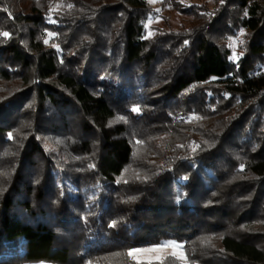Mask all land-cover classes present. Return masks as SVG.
Listing matches in <instances>:
<instances>
[{
  "label": "trees",
  "instance_id": "1",
  "mask_svg": "<svg viewBox=\"0 0 264 264\" xmlns=\"http://www.w3.org/2000/svg\"><path fill=\"white\" fill-rule=\"evenodd\" d=\"M181 10L0 0V264H264V0Z\"/></svg>",
  "mask_w": 264,
  "mask_h": 264
},
{
  "label": "rangeland",
  "instance_id": "2",
  "mask_svg": "<svg viewBox=\"0 0 264 264\" xmlns=\"http://www.w3.org/2000/svg\"><path fill=\"white\" fill-rule=\"evenodd\" d=\"M168 3L164 0H151L155 13L148 19L146 29L148 34H153L158 29L178 30L182 26H189L195 20L190 12L181 9H199L206 7L209 10L215 9L222 0H174ZM244 32L239 33L230 40V47L238 49L244 38ZM131 255L139 262L157 261L167 256H175L187 263V256L184 246L178 243H167L154 247L135 249ZM29 264H55L50 262H33Z\"/></svg>",
  "mask_w": 264,
  "mask_h": 264
},
{
  "label": "snow or ice",
  "instance_id": "3",
  "mask_svg": "<svg viewBox=\"0 0 264 264\" xmlns=\"http://www.w3.org/2000/svg\"><path fill=\"white\" fill-rule=\"evenodd\" d=\"M4 35H7V33H4Z\"/></svg>",
  "mask_w": 264,
  "mask_h": 264
}]
</instances>
